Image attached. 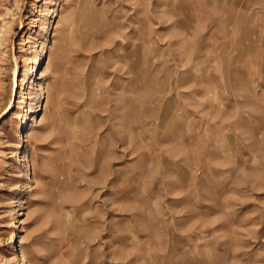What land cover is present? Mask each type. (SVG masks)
<instances>
[{
  "label": "rangeland",
  "instance_id": "rangeland-1",
  "mask_svg": "<svg viewBox=\"0 0 264 264\" xmlns=\"http://www.w3.org/2000/svg\"><path fill=\"white\" fill-rule=\"evenodd\" d=\"M0 264H264V0H0Z\"/></svg>",
  "mask_w": 264,
  "mask_h": 264
}]
</instances>
